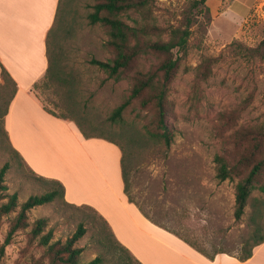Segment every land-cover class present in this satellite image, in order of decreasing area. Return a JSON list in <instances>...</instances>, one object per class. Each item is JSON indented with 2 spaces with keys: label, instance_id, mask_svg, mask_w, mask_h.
I'll use <instances>...</instances> for the list:
<instances>
[{
  "label": "rangeland",
  "instance_id": "374dc122",
  "mask_svg": "<svg viewBox=\"0 0 264 264\" xmlns=\"http://www.w3.org/2000/svg\"><path fill=\"white\" fill-rule=\"evenodd\" d=\"M146 1L123 13L128 23L149 28L143 39L169 40L174 27L191 30L187 50H173L179 65L168 91L169 146L154 135L159 127L145 95L133 98L121 118L111 120L131 93L137 72L157 66L162 56L145 51L118 75L92 63L93 58L114 57L106 28L88 19L96 0H61L49 34L51 70L34 91L50 111L76 121L82 132L132 149L129 195L148 216L209 255H240L246 241L251 244L253 234L264 228V194L258 189L244 215L237 219L234 214L236 184L245 171L235 164L247 142L239 132L264 124V57L247 51L264 39V0H207L199 5L195 0ZM14 88L0 67V169L8 165L3 193H17L21 204L53 186L28 167L8 139L4 116ZM217 154L232 167L225 180L217 177ZM7 199H0V247L20 209L3 212ZM41 217L47 218L45 232L53 230L52 241L65 240L84 225L86 232L76 244L83 249V263L101 256V264H140L119 246L94 209L69 205L61 194L28 212L29 226L14 234L0 264H50L47 246L31 234Z\"/></svg>",
  "mask_w": 264,
  "mask_h": 264
},
{
  "label": "crops",
  "instance_id": "0c3cea01",
  "mask_svg": "<svg viewBox=\"0 0 264 264\" xmlns=\"http://www.w3.org/2000/svg\"><path fill=\"white\" fill-rule=\"evenodd\" d=\"M61 0H0V67L14 83L4 116L12 147L37 175L58 179L67 202L96 210L141 264H264V241L240 260L206 256L155 223L125 193L115 140L86 137L71 118L50 112L34 91L50 66L49 34Z\"/></svg>",
  "mask_w": 264,
  "mask_h": 264
},
{
  "label": "trees",
  "instance_id": "16d2710c",
  "mask_svg": "<svg viewBox=\"0 0 264 264\" xmlns=\"http://www.w3.org/2000/svg\"><path fill=\"white\" fill-rule=\"evenodd\" d=\"M206 1L207 0H195V5L205 4ZM146 3V0H96L93 5V10L88 15V19L91 24L98 23L106 28L109 36L107 44L113 49L114 57L107 61L93 58L91 59V62L105 69L111 75H118L124 69L129 68L136 58L145 51H153L162 56V59L157 66L147 71L137 72L131 93L128 95L125 101L115 109L111 115V120L120 119L124 109L133 98L140 95H145L146 99L144 100V103L152 104L156 122L159 127V130L155 132L154 135L169 146L171 144L172 134L167 121L171 110L168 99V91L169 84L177 73L179 65V58L175 57L173 50L175 48H178L179 51L183 52L187 50L191 30L187 27H174L170 29L169 40H153L149 38L143 39V37L149 34V28L147 26H138L128 23L123 18V13L128 12L131 9H137ZM247 51L249 54H251L250 56L264 57V39L259 43L258 46L247 49ZM3 70L9 76L4 68ZM50 70L51 63L48 72ZM12 97L13 94L11 98ZM85 135L87 137L91 136L86 133ZM239 138L247 139V142L245 143V148L241 153L239 160L235 164V168L245 169L236 184L234 214L237 219L244 215L248 199L253 190L258 189L264 194V124L258 126L257 128L241 129L239 132ZM118 144L122 150L121 166L125 184V192L129 199L134 202L132 197L129 195L130 165L128 160L129 156L132 154V149L128 151L123 145L120 143ZM16 153L21 156L18 151H16ZM215 161L217 164V177L220 180H225L232 176V167L226 157L217 154L215 156ZM7 169L8 165H5L0 169V199L3 197L8 198L7 201L2 203L1 210L5 213H9L10 211L16 210L18 206H20V209L11 222L5 242L0 247V258L4 255L5 247L11 242L14 234L20 228L29 226L28 212L35 206L52 202L60 194L64 196L65 193V186L60 180L52 178L48 179L46 177L40 176L41 178L48 179L52 183L53 187L42 194L31 195L26 201L19 204L17 193L8 195L3 193V191L7 189V185L5 184V174ZM65 202L69 205H75L67 202L66 200ZM140 209L143 211L141 207ZM143 213L155 223L165 227L148 216L144 211ZM101 218L110 228V231L119 246L132 255V253L116 239L107 221L102 216ZM46 226L47 218H38L33 224L31 234L33 238L39 237L41 243L47 246L51 258L50 264H101L103 262V257L101 256H97L87 263H83L81 261L83 249L76 244L86 232V228L82 223L78 225V229L72 236L65 240L58 238L53 241V230L49 229L47 232H45ZM177 235L180 236L179 234ZM180 237L210 258H214L216 254L221 252L230 253L228 251H217L215 254L209 255L202 249L196 247V245L189 240L183 238L182 236ZM252 238H254L253 242L249 244L248 241H246V246L243 248L242 253L240 255H236L240 260H247L250 258L253 255L254 248L264 241V228L260 234L256 231ZM135 260L140 263L137 259Z\"/></svg>",
  "mask_w": 264,
  "mask_h": 264
}]
</instances>
